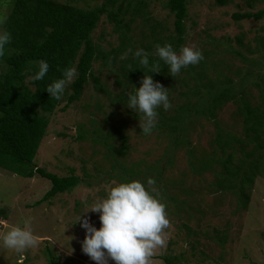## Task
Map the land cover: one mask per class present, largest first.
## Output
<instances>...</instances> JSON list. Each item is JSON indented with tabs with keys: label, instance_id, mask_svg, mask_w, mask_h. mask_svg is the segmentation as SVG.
<instances>
[{
	"label": "rangeland",
	"instance_id": "374dc122",
	"mask_svg": "<svg viewBox=\"0 0 264 264\" xmlns=\"http://www.w3.org/2000/svg\"><path fill=\"white\" fill-rule=\"evenodd\" d=\"M58 1L91 9L100 6L104 0ZM245 1L229 0L226 6L218 7L214 4V0H188V15L185 21L187 35L183 46L202 51L207 61L208 74L226 75L233 69L239 68L243 75L247 70L253 71L255 78L260 82L264 81V65L260 63L263 53H260L259 47L256 46L264 39V16L259 20L235 22L232 15L261 11L264 9V1L255 3L253 8L247 7ZM9 2L10 0H0V16L5 17L8 13ZM166 2L167 0L145 1L146 16L143 18L150 20L148 24L160 23L167 26L170 30L168 33H172L174 18L166 9ZM139 19L135 18L132 22L129 33L136 46L141 32L142 20ZM126 20L124 22L129 21ZM113 28V24L103 16L94 32L93 40L95 43H100L103 53L119 45L118 35L113 33ZM204 31L208 36L206 38L200 37ZM101 35L104 39L102 42L99 40ZM236 37L241 38L243 46L250 45L248 49L253 50V53L250 54L240 46L236 42ZM130 45L132 46L131 43ZM129 49L131 48L127 49V55L124 53L119 59L127 57ZM235 51L240 52L249 61L243 62L234 54ZM250 61L252 64L249 63ZM195 70L198 71L199 67ZM92 72L106 92L103 94L98 92L93 80H89L79 101L63 110L65 106L63 100L56 111L48 116L47 133L34 160L38 167L60 176H68L71 174L68 170L71 172L73 170L79 177L78 185L50 202L37 204L51 187L48 181L39 177L25 179L0 168V210L6 213V219H0V236L10 227H23L26 221H30L31 230L39 241L38 247L28 250L21 256L11 250L0 249V264H50V261L56 264H96L81 251L85 230L80 226L79 221L75 224L78 215L82 213V218H87L99 228L98 214L91 211L83 212L105 198L109 189L114 184L120 183L119 179L124 180L122 167L138 164L139 171L145 173L149 168L155 171H151L149 176H155L159 171L152 167L156 165L157 168H161L167 158H173L171 169H166L161 174L156 185L145 184L149 189L152 187L160 189L159 199L161 193L163 197L166 193L168 199L171 196L177 201L167 203L166 212L170 224L164 232L165 246L155 251L150 264H166L163 257H167L175 264H264V182H256L248 208L249 213H234L233 199L230 198V194H226L222 204L215 206V210H218V215H215L208 209L213 205V197L205 189L206 184L212 181L211 175L207 173L203 176L193 175L187 168L188 150L192 151L195 158L221 154L220 149L214 144L217 129L220 128L221 132L230 134H241L243 121L237 114L238 103L227 100L218 108L214 119L209 120L205 117L193 120L187 135L181 138L185 143L174 147L167 127L161 126L157 132L144 135L139 126L140 115L137 113L139 119L133 116V112L125 106L126 102L118 103L113 100L118 95L125 96L134 89L125 91L118 87L113 74L104 68L101 61L94 62ZM234 80L237 84L235 88H239L238 77H234ZM166 81L167 79L161 84ZM164 86L168 87V84ZM176 86L181 87L178 84ZM243 87L242 84L240 89ZM168 91L171 97H177L171 89ZM250 91L249 103L259 104L261 102H259L261 98L259 91L255 87ZM81 129L87 132L88 139L79 142L76 137ZM118 130L120 134H115ZM122 137L125 154L121 156L112 149L117 151L122 146ZM103 141L108 148L97 144ZM108 149L109 158L114 162L117 160L115 163H111L110 160L107 162L102 157V152ZM120 149L124 150V147ZM237 157L240 156L236 155L234 162H238ZM83 161L86 162L85 168L97 163L104 171L105 169L108 171L110 164H113V177L108 179L110 172L106 171L105 175L101 174L97 180H84L81 170ZM194 166L199 168L197 164ZM180 171L186 172V176L181 181H179ZM182 183L186 184L184 189L186 187L201 189L200 194L196 197L193 195L194 198L189 199V196L181 192ZM196 198L201 199L199 201ZM183 200H188L187 205L191 202L193 208L186 213L187 215L185 211L183 213L180 205ZM198 207L204 214L197 213L195 209ZM251 213L252 216H249ZM214 230L219 231L220 234H227L225 244H219L216 236H213ZM108 264H114V261L109 259Z\"/></svg>",
	"mask_w": 264,
	"mask_h": 264
},
{
	"label": "trees",
	"instance_id": "16d2710c",
	"mask_svg": "<svg viewBox=\"0 0 264 264\" xmlns=\"http://www.w3.org/2000/svg\"><path fill=\"white\" fill-rule=\"evenodd\" d=\"M145 1L147 2V0H104L100 6L90 9V7H75L58 0H10L9 11L5 16L7 18L5 27L12 33L13 39L7 47L3 63L0 64V168L25 179L39 177L48 181L51 187L37 204L45 201L50 202L57 196L73 190L80 182L73 170L72 172L68 170L71 173L68 176H60L38 167L34 160L47 133L48 116L56 111L63 100H65L63 110L79 101L89 80H93L94 87L98 92L102 94L106 92L99 80L94 78L92 72L94 62L101 61L104 68L111 71L118 87L125 91L133 90L132 85L139 87L140 81L144 73H148V69L141 67L131 52L124 59H119L128 48L135 50L139 47L152 54L157 44L171 43L177 51L184 45L187 35L185 21L188 15V0H167L165 4L166 9L174 18L172 33H168L170 32L169 28L160 23L148 24L150 20L143 18L146 16L144 13ZM261 1L264 0H246L245 5L253 8L255 3ZM228 2L229 0H214V4L218 7H224ZM103 16H106L107 20L113 24V33L118 35L119 40V45L116 48L105 53H103L100 43H95L93 40L94 32ZM263 16L264 9L256 13L233 14L232 18L238 22L251 19L259 20ZM125 18L129 21L124 22L127 21ZM135 18L142 20L138 47L132 42L129 35L131 24ZM103 35L99 37L101 42L104 41ZM202 36L206 38V31L202 32L200 37ZM240 39L236 37V42L252 54L253 50L248 49L250 45L243 46ZM258 43L259 45L256 47H259L260 53H263L260 63L264 65V39ZM234 54L243 62L249 61L238 51H235ZM154 59V56H150V63ZM40 60H46L49 63V72L42 81L33 82L29 77L37 70ZM160 63L161 72L150 73V75L154 81H158L160 84L167 79L168 87L164 86L166 83L161 85L171 89L177 97H171L168 91L172 107L167 111L162 108L158 109V124L153 131L157 132L161 126L167 127L174 147L185 143L181 138L187 135L189 125L193 120L205 117L209 120L214 119L218 108L227 100L238 103L237 114L242 117L243 121L241 134H230L221 132L220 128L217 129L214 144L220 149L221 154L212 157L209 154L195 158L192 151L188 150L187 168L193 175L203 176L204 173L211 175L212 181L206 184L205 189L213 197V205H210L208 209L215 215H218L215 206L222 204L226 194H230V198L233 199L234 213H249L248 208H250L256 182H264V81H257L251 70H247L243 75L239 68L233 69L226 75L224 73L215 75L209 73V75L206 69L205 55L199 64L182 69L175 77L168 74V67L163 62ZM68 67H75L78 76L69 85L64 97L57 101L49 96L45 88L56 79L61 78L64 70ZM198 67L199 70L196 71L195 69ZM130 68L133 70H129ZM234 77H238L239 88H235L237 84ZM177 84L181 87L176 86ZM242 84L244 87L240 89ZM253 87L261 95L259 99L261 102L257 105L249 103L250 89ZM113 100L118 103L126 102V95H118ZM133 114L139 119L137 113L133 112ZM86 133L83 129L79 130L76 140L79 142L87 140ZM118 133L120 134L119 130L115 134ZM93 141L95 142L94 138ZM123 141L122 137L121 147H124V150L120 149L121 147L117 151L112 149L114 153H119L121 156L125 154ZM103 142L97 144L108 148ZM102 153V157L107 162L109 160L111 163L117 161L114 162L109 158V149ZM236 155L240 156L236 158L238 162H234ZM84 164H86L85 161H83L81 169L84 180H97L101 174L105 175L107 171L106 169L104 171L95 162V165L90 168H85ZM194 164L199 165V168ZM137 165L134 164L130 167L120 165L124 180L117 178L116 180L119 182L139 180L147 184L148 179H154L156 185L161 174L173 166V158H167L165 165L161 168L154 165L152 168L159 171L155 176H149L151 171L155 172L154 170L147 168L148 171L143 173L139 171ZM113 167L114 165L110 164V169L107 171V173L110 172L107 176L108 179L113 177ZM143 176L145 177L143 178ZM185 176L186 172L180 171L179 181L183 180ZM180 186L183 188L186 184L182 183ZM181 192L191 199L198 196L201 189L186 187V189H181ZM193 195L194 197H192ZM164 198L167 200L163 201ZM160 199L166 206L168 202H177L171 196L168 199L166 193L165 197L161 193ZM196 199L200 201L201 198ZM186 201L188 200L180 202L185 214L189 210H193L191 202L187 205ZM195 210L199 214H204L199 207ZM249 216H252V213ZM1 218L6 219V213L3 210H0ZM213 233L219 244L227 242L226 233L220 234L216 230ZM48 252L50 253V251ZM162 259L166 264H175L167 257ZM50 264L56 263L50 261Z\"/></svg>",
	"mask_w": 264,
	"mask_h": 264
},
{
	"label": "clouds",
	"instance_id": "9594fccd",
	"mask_svg": "<svg viewBox=\"0 0 264 264\" xmlns=\"http://www.w3.org/2000/svg\"><path fill=\"white\" fill-rule=\"evenodd\" d=\"M7 18L0 16V64L6 55L7 47L12 43V33L5 25ZM138 64L148 69L143 75L140 86H133L134 91L126 93V107L140 115L141 132L149 135L157 127L159 112L169 110L168 88L154 81L150 73H160L161 63L168 67V74L175 77L182 69L197 65L203 59L198 48L182 46L179 51L171 43L155 45L154 53L150 54L143 48L129 49ZM127 55V53L125 54ZM150 56L155 59L150 63ZM46 60L38 62L37 70L29 79L33 82L42 81L49 72ZM133 70V69H129ZM75 67L64 70L62 77L50 83L45 91L55 100H61L67 88L77 78ZM154 179H148V185H155ZM158 189L149 190L144 182L131 180L114 184L105 198L88 207L89 211L98 214L100 227H95L87 218L78 215L85 230L81 241V251L96 264H150L155 251L165 246L164 232L169 227L166 204L158 198ZM39 246L38 238L31 230L30 221L23 227L12 226L0 236V249L11 250L18 256Z\"/></svg>",
	"mask_w": 264,
	"mask_h": 264
}]
</instances>
